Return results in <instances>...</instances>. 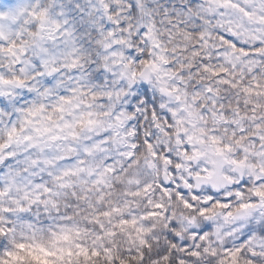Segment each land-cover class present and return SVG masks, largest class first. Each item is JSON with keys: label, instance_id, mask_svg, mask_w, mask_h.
<instances>
[{"label": "clouds", "instance_id": "clouds-1", "mask_svg": "<svg viewBox=\"0 0 264 264\" xmlns=\"http://www.w3.org/2000/svg\"><path fill=\"white\" fill-rule=\"evenodd\" d=\"M0 264H264V0H0Z\"/></svg>", "mask_w": 264, "mask_h": 264}]
</instances>
